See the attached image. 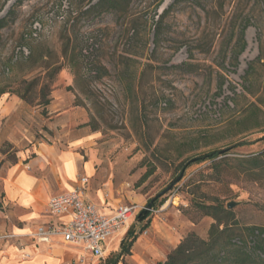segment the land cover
I'll return each instance as SVG.
<instances>
[{
	"label": "rangeland",
	"instance_id": "obj_1",
	"mask_svg": "<svg viewBox=\"0 0 264 264\" xmlns=\"http://www.w3.org/2000/svg\"><path fill=\"white\" fill-rule=\"evenodd\" d=\"M98 1L0 0V18L12 13L0 32V88L15 90L24 79L20 90L32 89L27 102L0 97L15 100L0 114V178L34 148L57 143L55 116L69 101L66 109L78 112L74 129L96 135L81 151L98 160L103 182L143 198L134 203L132 235L146 233L136 216L182 170L151 216L171 209L191 223L183 238L207 240L214 221L193 204L228 210L238 203L229 210L238 227L264 228V172L241 173L236 162L264 152V0H118L93 8ZM210 152L225 160L218 173L209 161L182 167Z\"/></svg>",
	"mask_w": 264,
	"mask_h": 264
},
{
	"label": "crops",
	"instance_id": "obj_2",
	"mask_svg": "<svg viewBox=\"0 0 264 264\" xmlns=\"http://www.w3.org/2000/svg\"><path fill=\"white\" fill-rule=\"evenodd\" d=\"M13 99L0 101L1 115L9 113L8 109L15 103ZM69 104L66 102L55 116L56 126L62 127L57 143L34 148L33 157L11 165L0 178V235L13 233L22 237L15 242H0L3 248L0 264H82L86 255L83 250L64 244L59 236L53 237L50 244L36 243L28 238L41 226L60 225L68 220L66 216L50 220L45 216V206L51 197L71 190L81 177L87 179V198L105 216L112 215L118 205L142 202V196L135 192L118 191L110 181L103 182V169L98 166V160L89 152L81 151L95 142L96 135L88 127L74 129L79 122L74 116L78 112L73 108L67 110ZM51 105L53 109L58 104L53 100ZM150 219L146 233L137 236L129 255L118 264L164 262L168 253L191 231V223L173 214L171 209L157 211ZM132 225L130 220L124 230L107 243V252L121 246ZM25 254L29 256L27 259Z\"/></svg>",
	"mask_w": 264,
	"mask_h": 264
},
{
	"label": "trees",
	"instance_id": "obj_3",
	"mask_svg": "<svg viewBox=\"0 0 264 264\" xmlns=\"http://www.w3.org/2000/svg\"><path fill=\"white\" fill-rule=\"evenodd\" d=\"M116 1L118 0H99L94 4L93 8L99 7L102 3L111 5ZM129 1L126 0V4ZM11 14V10H9L4 17L0 18V32L8 26V18ZM158 18L162 20L161 16ZM155 35L158 39V33ZM240 45V52H242L245 48L243 35L240 39ZM59 69L56 71H59ZM15 83L17 88L9 92L5 88H0V97L8 93L23 102H27V95L32 89L28 88L24 92L20 90L22 86H28V83L24 79ZM219 157V152H210L203 156L185 160L182 167L193 163L209 161L211 169L218 173V167L225 161H216ZM236 162L239 165L241 173L260 174L264 172V152H260L251 158L238 159ZM157 200L158 198L150 199L151 210H142L135 218L138 223L145 222L142 231L146 230L150 225L151 212L154 210V204ZM193 206L204 216L210 217L214 221L209 228L208 239L202 240L196 234L190 233L181 240L176 248L168 253L164 262H158L157 264H264V228L238 227L233 220L232 212L226 210L221 204L210 206L193 204ZM132 233L130 230L126 234V241L128 236H132V239L129 243L125 244L124 242L121 244L118 258L108 260L106 258L103 263L99 264H118L120 257L124 254L128 255L132 243L137 239V236L132 235ZM247 239H251L253 241L252 244L248 245Z\"/></svg>",
	"mask_w": 264,
	"mask_h": 264
},
{
	"label": "built area",
	"instance_id": "obj_4",
	"mask_svg": "<svg viewBox=\"0 0 264 264\" xmlns=\"http://www.w3.org/2000/svg\"><path fill=\"white\" fill-rule=\"evenodd\" d=\"M87 179L78 182L66 193L51 197L45 206V216L54 220L66 216L60 225L47 224L28 235L32 241L50 244L53 237H61L64 244L80 247L91 258L101 261L107 252V243L117 236L134 217L138 207L134 204L118 205L112 215L99 212L97 205L87 198ZM22 237L13 233L0 235V242H15ZM29 256L24 255L27 259Z\"/></svg>",
	"mask_w": 264,
	"mask_h": 264
},
{
	"label": "water",
	"instance_id": "obj_5",
	"mask_svg": "<svg viewBox=\"0 0 264 264\" xmlns=\"http://www.w3.org/2000/svg\"><path fill=\"white\" fill-rule=\"evenodd\" d=\"M183 171H184V170H182V172L180 173L179 177L177 178V180H175V182H173V184H171L168 188H166L164 191H162L161 193H159L155 198H159V197H161V196L167 194V193L172 189L173 185H174L176 182H178L179 179L182 177V175H183ZM238 205H239L238 203H229V204H227L226 208H227L228 210H231L232 208H234V207H236V206H238ZM147 210H151V204H150V203H149L148 206H147Z\"/></svg>",
	"mask_w": 264,
	"mask_h": 264
}]
</instances>
